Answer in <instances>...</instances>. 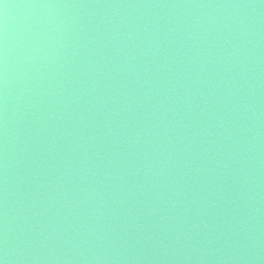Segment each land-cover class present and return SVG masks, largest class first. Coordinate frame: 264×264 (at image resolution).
<instances>
[{"label":"water","instance_id":"95a60500","mask_svg":"<svg viewBox=\"0 0 264 264\" xmlns=\"http://www.w3.org/2000/svg\"><path fill=\"white\" fill-rule=\"evenodd\" d=\"M4 264H264V0H0Z\"/></svg>","mask_w":264,"mask_h":264},{"label":"clouds","instance_id":"9594fccd","mask_svg":"<svg viewBox=\"0 0 264 264\" xmlns=\"http://www.w3.org/2000/svg\"><path fill=\"white\" fill-rule=\"evenodd\" d=\"M0 264H4V262L2 260H0Z\"/></svg>","mask_w":264,"mask_h":264}]
</instances>
